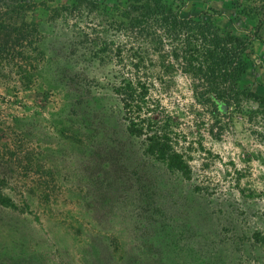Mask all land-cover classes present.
<instances>
[{
  "label": "rangeland",
  "instance_id": "374dc122",
  "mask_svg": "<svg viewBox=\"0 0 264 264\" xmlns=\"http://www.w3.org/2000/svg\"><path fill=\"white\" fill-rule=\"evenodd\" d=\"M164 1L248 33L259 59L215 113L152 52L184 171L128 130L114 90L146 46L126 0H0V264H264V0Z\"/></svg>",
  "mask_w": 264,
  "mask_h": 264
},
{
  "label": "trees",
  "instance_id": "16d2710c",
  "mask_svg": "<svg viewBox=\"0 0 264 264\" xmlns=\"http://www.w3.org/2000/svg\"><path fill=\"white\" fill-rule=\"evenodd\" d=\"M126 1L128 21L121 25L133 42L142 41L146 46L137 45L139 51L127 57L129 64L120 59L114 90L126 114L128 130L144 135L146 150L156 159L184 171L186 161L175 148L169 131L160 125L155 99L149 97L150 80L156 78L147 66L154 65L152 52L159 57L157 65L162 73L174 69L175 63L191 76L195 94L215 113H223L239 102L238 83L242 77L248 71L258 76L255 67L259 59L251 46L253 37L238 29H222L201 14L181 15L179 6L164 0ZM241 21L236 14L235 24ZM122 47H118V56ZM142 112L144 116H140ZM146 112L153 113V117Z\"/></svg>",
  "mask_w": 264,
  "mask_h": 264
}]
</instances>
